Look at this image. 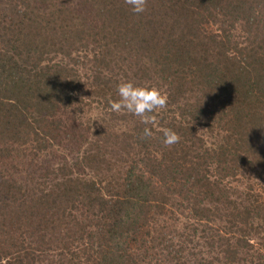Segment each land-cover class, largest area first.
Returning a JSON list of instances; mask_svg holds the SVG:
<instances>
[{"label":"trees","instance_id":"16d2710c","mask_svg":"<svg viewBox=\"0 0 264 264\" xmlns=\"http://www.w3.org/2000/svg\"><path fill=\"white\" fill-rule=\"evenodd\" d=\"M0 264H264V0H0Z\"/></svg>","mask_w":264,"mask_h":264},{"label":"clouds","instance_id":"9594fccd","mask_svg":"<svg viewBox=\"0 0 264 264\" xmlns=\"http://www.w3.org/2000/svg\"><path fill=\"white\" fill-rule=\"evenodd\" d=\"M131 12L139 15L145 12L147 0H124ZM119 100L110 102L114 112L126 111L135 117H139L145 125L154 124L156 114L167 106V97L160 90L151 86H140L132 81L121 82L117 86ZM152 129L145 127L141 139L150 138ZM179 135L172 129L163 130L162 142L165 146L178 143Z\"/></svg>","mask_w":264,"mask_h":264}]
</instances>
